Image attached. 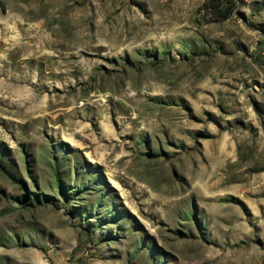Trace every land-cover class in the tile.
<instances>
[{
	"label": "rangeland",
	"instance_id": "1",
	"mask_svg": "<svg viewBox=\"0 0 264 264\" xmlns=\"http://www.w3.org/2000/svg\"><path fill=\"white\" fill-rule=\"evenodd\" d=\"M0 264H264V0H0Z\"/></svg>",
	"mask_w": 264,
	"mask_h": 264
},
{
	"label": "bare ground",
	"instance_id": "2",
	"mask_svg": "<svg viewBox=\"0 0 264 264\" xmlns=\"http://www.w3.org/2000/svg\"><path fill=\"white\" fill-rule=\"evenodd\" d=\"M107 81H108V79H107ZM107 83L109 84V81Z\"/></svg>",
	"mask_w": 264,
	"mask_h": 264
}]
</instances>
